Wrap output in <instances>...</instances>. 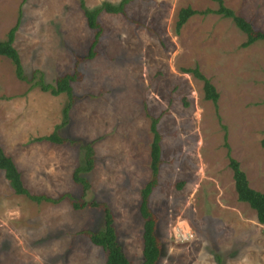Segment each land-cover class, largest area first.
<instances>
[{
  "label": "rangeland",
  "instance_id": "1",
  "mask_svg": "<svg viewBox=\"0 0 264 264\" xmlns=\"http://www.w3.org/2000/svg\"><path fill=\"white\" fill-rule=\"evenodd\" d=\"M83 1L94 8L120 0ZM223 2L264 32V0ZM187 6L217 8L210 0H129L124 14L101 13L95 55L76 63L94 34L79 0H0V40L17 23L13 47L24 74L36 71L31 83L20 80L0 56V147L30 193L80 197L72 171L82 149L38 140L62 123L68 98L33 84L75 74L58 133L92 141L84 200L108 205L130 263L141 260L138 205L157 118L161 163L148 205L162 245L158 264H264V225L237 200L224 147L249 186L264 191V41L242 47L245 34L215 13L192 15L177 33L178 11ZM194 67L214 86L216 105L204 99L202 81L184 72ZM101 221L99 208L15 194L0 171V264H104L103 250L80 233Z\"/></svg>",
  "mask_w": 264,
  "mask_h": 264
},
{
  "label": "trees",
  "instance_id": "2",
  "mask_svg": "<svg viewBox=\"0 0 264 264\" xmlns=\"http://www.w3.org/2000/svg\"><path fill=\"white\" fill-rule=\"evenodd\" d=\"M217 4L215 10L206 8L204 10H194L187 6L179 9L177 19L174 24V29L178 33L182 25L188 20L189 17L195 14H208L215 13L221 15L224 18H228L232 21L233 25L242 33L245 34V40L241 43L242 47H247L255 41H264V32L256 30L252 27L248 20L238 16L234 11L224 5L223 0H210ZM129 0H120L118 3L113 4L107 1H102L98 6L94 8H87L83 0H79V7L83 12L86 20L87 27L94 31L93 38L89 44L87 53L77 59L76 63L85 61L93 58L95 55V47L102 35V28L98 22V16L101 13L111 14H124L125 5ZM17 28V23L12 26L3 40H0V56L6 57L10 60L13 65L15 76L26 82L31 83L36 75V71H33L30 78H28L23 71L20 63L19 55L16 49L13 47L14 33ZM184 72L191 73L195 78L202 81L203 97L205 100L211 101L214 105L218 100V93L211 82L205 78L198 70L197 67L192 69H184ZM76 80L75 74H64L56 78L55 84H44L39 78L33 84L39 83L42 91H48L52 95H59L60 93L66 94L68 102L63 108L64 120L61 124L57 125L53 132L48 135L41 136L38 140H46L51 143L63 144L68 143L71 145L78 146L83 151L82 162L76 166L72 171L73 182L80 186L81 194L80 197H72L71 194H62L57 198H52L43 194H32L22 184L21 174L17 170L15 164L9 156H6L0 147V171L3 172L8 185L11 187L13 192L18 195H25L28 199L40 203L41 201L57 203L63 199H67L69 203L75 209L90 207L99 208L102 212V226L100 229L95 230H81V234L88 237L91 244L100 247L104 254V264H131L122 251L121 245L118 242L117 231L114 226V218L110 208L103 202H97L96 200H84L87 190L89 189V181L87 174L92 170L95 156L93 150L92 141H83L81 139H71L62 137L58 130L62 125L66 124L67 113L70 109L74 96L72 94L71 82ZM158 119L152 118L150 122V131L152 133V140L150 143V179L145 183L144 187L140 190V201L138 210L142 218V249H141V260L139 264H158L161 258L162 245L156 234L157 218L150 210L148 205L149 196L154 187L157 186L158 171L161 163L160 160V139L161 135L156 130V123ZM226 139V134L224 135ZM261 146L264 147V136L260 140ZM224 147L226 148V156L228 159V167L232 172V179L234 190L236 193L237 200L246 203L254 212L256 221L259 224L264 225V191H257L249 186L248 180L244 171L240 168L237 160L230 156V148L225 142Z\"/></svg>",
  "mask_w": 264,
  "mask_h": 264
}]
</instances>
